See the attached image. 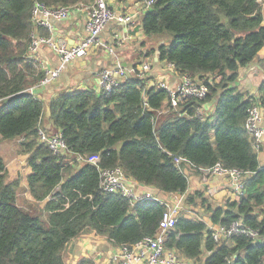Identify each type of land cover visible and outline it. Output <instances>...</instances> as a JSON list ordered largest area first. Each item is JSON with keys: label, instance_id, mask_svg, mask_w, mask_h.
<instances>
[{"label": "trees", "instance_id": "trees-1", "mask_svg": "<svg viewBox=\"0 0 264 264\" xmlns=\"http://www.w3.org/2000/svg\"><path fill=\"white\" fill-rule=\"evenodd\" d=\"M92 2L0 0V139L22 138L31 167L27 177L31 195L39 201L50 197L47 219L20 206V179L8 180L0 155V264H68L70 243L88 232L106 236L117 247H131L154 235L165 204L151 199L133 203L120 193L104 192L100 173L120 167L138 185L167 194L185 193L189 178L175 166L176 156L198 168L220 162L250 172L247 195L228 200L227 208L212 207L202 194L201 199L214 224L228 225L242 218L259 230L260 238L239 234L219 243L207 222L181 214L166 247L194 260L207 253L203 264H227L230 259L234 264H264V166L245 128L250 107L264 106V80L258 95L232 86L241 67L256 61L264 71L263 4L258 0H156L148 8L142 18L144 33L166 38L158 46L160 59L209 87L204 100L168 110L160 122L158 112L165 106L166 91L135 75L111 91L68 88L48 103L29 91L45 74L35 59L27 57L35 4L53 8ZM213 98L215 111L212 118H205L199 109ZM46 120L53 127L48 131ZM40 128L49 134L61 131L69 152L54 154L40 141ZM78 155L99 160L94 164L78 160ZM70 156L79 163L75 172L66 161ZM197 193L201 192L187 196V202L200 196ZM79 264L95 263L83 258Z\"/></svg>", "mask_w": 264, "mask_h": 264}, {"label": "built area", "instance_id": "built-area-1", "mask_svg": "<svg viewBox=\"0 0 264 264\" xmlns=\"http://www.w3.org/2000/svg\"><path fill=\"white\" fill-rule=\"evenodd\" d=\"M259 1V0H258ZM147 8L153 6L156 0H143ZM77 7V6H75ZM74 7H53L49 8L43 4L36 3L33 8V21L35 23L32 32V41L29 46L27 57L37 61L36 54L42 46L52 49L59 57L60 64L54 68H48L43 77L29 88L33 92L35 87H44L54 80H57L67 66L74 60L84 58L93 48H104L111 54H116L114 45L104 42L100 35L108 24L120 22L129 25L133 18L129 14H119L109 5L108 0H93L88 6L86 36L78 44L70 45L65 39H56L53 36H43L38 34V27H50L51 19H67ZM35 28H37L35 30ZM166 68L177 72L176 65L172 62L163 61ZM152 69L151 63H143L138 66H124L117 63L114 67H105L98 72V90L111 91L120 86L130 75H135L140 79H146L147 73ZM208 79V78H207ZM208 82L212 80L209 78ZM156 86L167 93L165 106L158 112H168V110H177L181 104L190 100L202 101L209 94V87L205 81L194 78L192 75L183 73L179 75L178 80L171 84L165 80H158L150 86ZM33 94V93H32ZM2 99H0V104ZM147 104V103H146ZM199 114H202L199 109ZM156 118L154 124H156ZM156 127V126H155ZM245 128L250 133L252 146L256 151L262 148L264 137V116L262 107L255 104L250 107L245 122ZM40 141L47 143L54 154H67L69 147L61 131L48 133L40 128ZM78 160H85L96 164L99 158L87 160L84 156L78 155ZM175 166L188 176L190 170L197 168L202 174L207 176H224L228 179L230 188L235 200H239L247 195L246 177L250 174L240 168H226L218 162L207 168H198L193 162L183 156H176ZM132 181L120 167L107 168L100 173V189L107 193H120L129 198L133 203L147 199L158 200L165 204L166 209L159 223L156 233L152 236H145L133 246H119L113 253L112 264H187L181 259L175 249L166 247L167 240L174 229L178 218L184 209V198L163 199L156 195V192L146 189L136 191L129 182ZM136 183V188L137 187ZM209 228L212 237L216 242H222L232 236L243 234L251 239L260 238L259 230L248 226L242 218L232 221L230 224H214L211 222ZM227 264H234L230 259Z\"/></svg>", "mask_w": 264, "mask_h": 264}, {"label": "crops", "instance_id": "crops-1", "mask_svg": "<svg viewBox=\"0 0 264 264\" xmlns=\"http://www.w3.org/2000/svg\"><path fill=\"white\" fill-rule=\"evenodd\" d=\"M259 1L263 4L264 15V0ZM108 2L117 13L129 14L133 18L132 23L129 25L120 22L108 24L100 35V38L104 42L114 45L116 54L113 55L104 48L91 49L84 58L71 62L57 80L44 87H35L32 92L34 96L48 103L56 93L68 88H96L98 86V72L105 67H114L117 63H121L127 67L138 66L145 62L151 63L152 69L147 73L146 78V82L149 85L160 79L171 84H174L178 80L180 75L178 71L166 68L163 64L164 60H161L159 56L158 46L163 44L166 39L156 35L148 36L144 33L142 18L148 8L143 0H108ZM88 6L82 4L74 7L67 19H51V26L44 27L45 30L43 32H39L38 27V34L53 36L56 39H65L70 45L78 44L86 36L85 28ZM155 39L159 40L156 47L154 46L156 44ZM261 54H264V50L261 51ZM36 57L37 62L44 71L60 64L58 55L47 46H42L38 50ZM263 80V70L254 61L239 69L237 80L232 83V86H237L240 90L247 91L250 95H258L259 86ZM215 103L216 98L202 103L200 111L204 114L205 118H212V114L215 111ZM261 107L264 116V106ZM45 128L47 131L53 128L47 120L45 121ZM17 150L16 147L8 149L7 146H0V155L5 160L8 170V180L20 179L21 190H19L17 195L18 204L21 202L20 206L47 219L48 213L45 208L50 197L42 201L33 198L27 183V177L31 172V167L27 164L28 154H19ZM259 162L261 166H264V137L262 148L259 151ZM188 178L189 186L185 193L167 194L151 186L137 185V187L156 192V195L163 199H178L183 197L184 204L187 196L193 195L197 191L203 192L202 186L204 187V191L211 192V195L215 199V206L227 208L226 203L228 200H235L229 181L224 176H207L190 170ZM38 209L40 211H37ZM211 222L209 220L207 224L209 225ZM117 248V246H114L107 240L106 236L96 234L95 232L83 233L70 243L66 251V260L68 264H79L83 258H91L95 264H112L111 258ZM176 251L187 264H193L192 261L194 259L187 258L178 250Z\"/></svg>", "mask_w": 264, "mask_h": 264}, {"label": "rangeland", "instance_id": "rangeland-1", "mask_svg": "<svg viewBox=\"0 0 264 264\" xmlns=\"http://www.w3.org/2000/svg\"><path fill=\"white\" fill-rule=\"evenodd\" d=\"M159 37H157V38H159ZM161 38L166 39L164 36H161ZM155 40H156V44L154 46L156 47L158 45L157 43L159 42V40H157V39H155ZM160 40H162V39H160ZM263 74H264V71H263ZM166 112L158 114V115H161L159 117L160 122H161L162 118H165V116L167 114ZM156 119H157V116H156ZM158 124H159V122L157 119L155 126H158ZM22 141H23L22 138H17V139H12V140L0 139V146H7L8 149L12 148V147H16V149H18L17 151L19 152V154H23L24 152H23V147H22ZM66 161L71 163V165H73L72 172L77 171V169L79 167V163L74 162V160L72 159V156L67 158ZM66 176H68V174H66ZM201 188H202L203 192H201L200 194L197 193V195H200V196H195L193 199V202H187V200H185L184 209L182 210L181 214L182 215L188 214L189 216H193V217H196L199 219L201 218L204 221L209 222V220H211V211L208 210L207 205H204L202 203L201 194L204 197H208V198H206L207 202L209 205H212V207H216L215 206V199L211 195V192L204 191L203 186ZM37 211H40V210L38 209ZM205 255L207 256V253H204L203 256H201L199 259L192 261L193 264H203Z\"/></svg>", "mask_w": 264, "mask_h": 264}, {"label": "water", "instance_id": "water-1", "mask_svg": "<svg viewBox=\"0 0 264 264\" xmlns=\"http://www.w3.org/2000/svg\"><path fill=\"white\" fill-rule=\"evenodd\" d=\"M96 90L99 91L98 88H96ZM129 184H130L132 187H134V189H135L136 191H140V188H136V182H134L133 180L130 181Z\"/></svg>", "mask_w": 264, "mask_h": 264}]
</instances>
